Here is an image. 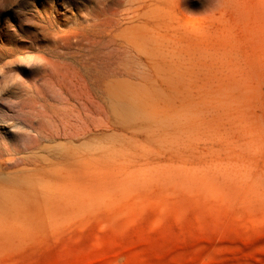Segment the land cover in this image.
<instances>
[{
    "label": "rangeland",
    "instance_id": "1",
    "mask_svg": "<svg viewBox=\"0 0 264 264\" xmlns=\"http://www.w3.org/2000/svg\"><path fill=\"white\" fill-rule=\"evenodd\" d=\"M41 133L0 264H264V0H0V178Z\"/></svg>",
    "mask_w": 264,
    "mask_h": 264
},
{
    "label": "bare ground",
    "instance_id": "2",
    "mask_svg": "<svg viewBox=\"0 0 264 264\" xmlns=\"http://www.w3.org/2000/svg\"><path fill=\"white\" fill-rule=\"evenodd\" d=\"M19 103L26 104L25 100H21ZM14 119H16V117ZM51 137H53V135L41 133L38 139L25 145V150L32 153L25 161H28L30 165L34 166L35 170L46 172L47 179H42L38 175L30 176V173V175L26 177H21L14 172L11 174L7 173V177L0 178V199H46L45 196L48 194L51 199H63V149L52 154L54 156L41 155L40 159H37L36 155L37 150H43V148H45L41 147L42 139ZM97 148L102 149L104 146H99ZM15 164L16 161L11 165ZM226 175H228V173Z\"/></svg>",
    "mask_w": 264,
    "mask_h": 264
}]
</instances>
